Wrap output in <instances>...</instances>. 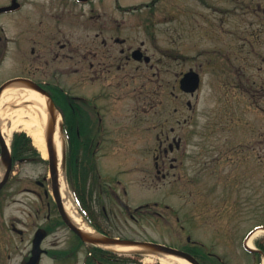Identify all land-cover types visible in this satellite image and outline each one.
Listing matches in <instances>:
<instances>
[{"label": "rangeland", "instance_id": "rangeland-1", "mask_svg": "<svg viewBox=\"0 0 264 264\" xmlns=\"http://www.w3.org/2000/svg\"><path fill=\"white\" fill-rule=\"evenodd\" d=\"M22 2L24 10L30 11V46L47 60L60 52L67 39L76 46L80 38L53 39L43 33L45 26L82 35L89 30V16L94 15L95 30H102L103 24L110 33L109 87L106 81L103 86H90L72 75L62 80L74 83V92L97 100L88 102L96 115L103 112L106 146L96 160L97 172L86 173L78 187L85 215L108 236L215 252L226 257L228 264H249L243 238L254 226L251 240L264 236L258 233L264 226V0ZM13 17L5 21L8 37L18 31L22 13ZM114 37L125 43L113 42ZM94 46L104 45L96 39ZM137 47L144 48L157 70L126 60L125 55L119 61L120 48L130 52ZM49 65L75 67L70 62ZM83 66L86 70L87 65ZM189 70L196 71L201 80L194 95L179 88ZM23 73L21 64L6 57L0 64V86ZM104 90L109 96L103 95ZM158 131L160 141L169 135L164 146L172 138L180 140V150L166 158L164 179L156 177L154 169ZM65 135L64 148L71 163L75 145L67 125ZM124 143L128 145L125 150ZM82 154L80 160L87 165ZM174 158V169H170ZM23 174L27 180H47V165H25ZM138 206L145 211L133 220L130 213ZM45 245L61 251L78 247L76 258L62 264H82L88 247L79 244L64 225L48 236ZM144 252L117 254L125 260L115 264H158L149 256L155 252L147 248ZM42 264L54 263L44 258Z\"/></svg>", "mask_w": 264, "mask_h": 264}, {"label": "flooded vegetation", "instance_id": "flooded-vegetation-1", "mask_svg": "<svg viewBox=\"0 0 264 264\" xmlns=\"http://www.w3.org/2000/svg\"><path fill=\"white\" fill-rule=\"evenodd\" d=\"M23 0H6L0 4V64L6 57H10L12 63H19L23 66L24 73L13 76L9 79H23L30 82L33 85H37L42 88L52 100L66 101L69 109L74 112V115H80L86 121L85 132L80 136V142L84 144V140L88 143V146L82 150L83 159H87V173H96V160L101 150L106 146L104 128L102 126L103 112L94 113L93 108L89 106L90 100H96L93 96H89L87 99L84 95L73 91L72 84L62 83L66 76L72 75L82 82L85 80L87 85H104V81L108 83L111 65L109 62L110 54V33L105 30L102 24V30H95V22H93L94 15L89 16L90 27L89 30L83 32L82 35L74 31L59 30L51 31L47 30L48 26H45L46 31L43 33L50 34L53 39L66 38L67 35L70 39L75 36L80 38L78 44L72 45L71 40L67 39L61 44L59 50L53 56H50V60L45 59L40 54H35V47L30 46V11H25L26 4ZM77 2L76 0H72ZM13 6L15 8L9 10ZM120 7V6H118ZM146 7V6H145ZM7 9V10H6ZM64 11V10H63ZM29 12V13H28ZM22 13V21L19 22L18 31L11 37L6 36V20L14 18V14ZM68 17V16H67ZM68 20H70L68 18ZM40 21L38 24L40 25ZM68 22L67 24H70ZM105 23V22H104ZM21 25V26H20ZM66 28L65 24H60ZM20 28V29H19ZM13 26V30H14ZM15 35V36H14ZM96 39H101V43L104 45L102 48L95 47L94 43ZM113 42L117 44L125 43V39L114 37ZM143 43H141V46ZM143 47H137L130 52H125L123 48L119 49L120 57L119 61L125 55L126 60H133L135 63H144L149 66L150 69H156L157 66L152 64V59L144 53ZM96 50H101V53ZM137 51L138 53H136ZM102 55L100 58L98 55ZM101 60L100 63L95 64V60ZM60 64L70 62L75 65L74 68H62L52 67L50 62ZM43 62V63H42ZM87 65V69L83 68ZM117 70L121 69V64H117ZM137 69V68H136ZM190 71V70H189ZM156 75L152 72V76ZM8 79V80H9ZM80 83V82H77ZM76 83V84H77ZM109 87V83L106 85ZM104 96H109L108 90H104ZM188 95V94H187ZM88 97V96H87ZM97 101V100H96ZM82 109V111L80 110ZM101 110V108H100ZM98 117V121L91 116ZM157 123V122H156ZM155 129V126L153 127ZM169 132L173 133V129ZM160 131L155 133L158 136L159 142L155 144L154 151H158L153 157L154 169L156 177L165 178L167 173L163 170L166 168V158L169 154H174L180 150V140L172 138L171 143L164 142L169 140V135L164 136V141H160ZM87 134V139H81ZM163 134V133H162ZM128 148V145L124 143V150ZM162 152V153H161ZM80 159V156H78ZM81 164L82 161L77 160ZM176 158L172 159L170 169H174L173 162ZM37 164L39 161L33 156L26 154H13L12 164L9 171L8 180L5 185L0 189V264H26L32 256L34 241L38 240L41 234H44L43 239L39 243L41 249V258L39 264L43 263L44 258L53 262L54 264H62L61 250H54L52 247L46 248L45 242L53 232H56L60 225H64L59 213L54 196L52 195L50 181L47 182L46 177L42 179L27 180L23 174L24 166L30 164ZM1 174L4 172L3 166L0 164ZM6 191L5 194H3ZM125 194V190H124ZM128 209V207L125 205ZM144 207L138 206L130 217L133 220H137L145 210ZM138 217V218H137ZM255 226L251 229L247 236L242 240V248L246 254L250 257L249 264H264V236L257 238L254 242L251 240L250 234ZM187 241L190 242V238L187 237ZM251 244L252 250H248L247 246ZM195 257H199L202 264H228L226 257L219 255L215 252H202L199 253L196 250H186ZM194 252V253H193Z\"/></svg>", "mask_w": 264, "mask_h": 264}, {"label": "bare ground", "instance_id": "bare-ground-1", "mask_svg": "<svg viewBox=\"0 0 264 264\" xmlns=\"http://www.w3.org/2000/svg\"><path fill=\"white\" fill-rule=\"evenodd\" d=\"M19 107H11V106ZM51 116V117H50ZM51 118V121H50ZM50 121V122H49ZM61 116L54 110L48 111V98L40 93L20 84H13L3 90L0 96V129L3 140L9 147L12 134L14 132H25L31 139L32 145L40 153L44 160L48 159L46 131L52 124L54 135L52 145L56 155L60 194L64 210L74 225L83 233L98 236L89 224L78 212L72 196L68 190L64 170L61 167L63 135L61 132ZM1 177V171H0ZM261 231H258V233ZM106 250L116 252L121 255L134 254L144 251L145 248L139 245H100ZM158 264H190L183 258L174 255L156 253L149 255Z\"/></svg>", "mask_w": 264, "mask_h": 264}, {"label": "water", "instance_id": "water-1", "mask_svg": "<svg viewBox=\"0 0 264 264\" xmlns=\"http://www.w3.org/2000/svg\"><path fill=\"white\" fill-rule=\"evenodd\" d=\"M14 7L11 6L10 8H7L8 10H12ZM16 8V6H15ZM14 8V9H15ZM6 9V10H7ZM23 83L24 85L28 86L32 90H35L39 92L43 96H47L46 93L38 86L32 85L29 83H25L24 80H13L8 81L5 84H3L0 87V95L3 92V90L13 84L16 83ZM199 85V77L198 74L195 72H188L186 73L183 78L180 80V88L186 93H194ZM49 105V111L50 115L53 113V104L51 101L48 103ZM54 135V129L52 128V124L49 125L48 131L46 133V144H47V153H48V165H49V173L51 177V185H52V192L54 194L60 215L62 217L63 222L65 225L74 232L83 242L90 244V245H139L146 247L151 252L155 253H162L167 255H174L178 256L180 258H183L190 264H200L196 258H194L189 253L183 252L181 250H177L165 245L157 244V243H137V242H130L125 241L117 238H111L106 236H93L91 234H85L81 232L70 220L68 215L66 214L64 210V206L61 200L60 196V186H59V173H58V167H57V160L56 155L54 154L53 145H52V138ZM0 159L2 163L6 166V172L3 175L2 180L0 181V188L6 183L9 175V171L11 168V156L8 151V148L6 146V143L4 142L1 132H0ZM62 169H65V150H62ZM44 234H41L40 237H38V240L34 242L33 246V252L32 256L29 259V261L26 264H38L39 258H40V250H39V242L43 238ZM139 254H143V252H138Z\"/></svg>", "mask_w": 264, "mask_h": 264}, {"label": "trees", "instance_id": "trees-1", "mask_svg": "<svg viewBox=\"0 0 264 264\" xmlns=\"http://www.w3.org/2000/svg\"><path fill=\"white\" fill-rule=\"evenodd\" d=\"M54 103L57 106H59L61 110H63L65 123H68L72 128V132L74 133L75 131V134H76V128L79 125L80 126L82 125L81 122L79 124L78 116H75L74 112L71 109H67L66 102L64 101L58 102L54 100ZM63 106L66 107L65 110L63 109ZM12 151L14 154H19V153L23 154V153H28V152L35 153V150L30 145V139L24 133L15 134L13 136ZM78 170H79L78 165L73 161V163L70 165V173H71L70 179L72 182H73V178L76 179V181L78 180V176H79ZM77 198L79 197L76 194V199ZM72 254L73 252H69V253L63 252L61 254V258L65 260L69 258V256ZM114 259H116V256L114 254L92 247V248H89L88 253L86 254L84 263L85 264H96L97 262H100L102 264H113Z\"/></svg>", "mask_w": 264, "mask_h": 264}]
</instances>
